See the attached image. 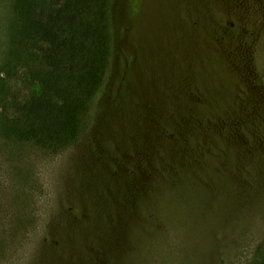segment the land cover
Wrapping results in <instances>:
<instances>
[{
	"label": "rangeland",
	"instance_id": "rangeland-1",
	"mask_svg": "<svg viewBox=\"0 0 264 264\" xmlns=\"http://www.w3.org/2000/svg\"><path fill=\"white\" fill-rule=\"evenodd\" d=\"M0 0V264H253L264 246V0H113L90 127L7 136L36 89Z\"/></svg>",
	"mask_w": 264,
	"mask_h": 264
},
{
	"label": "trees",
	"instance_id": "trees-1",
	"mask_svg": "<svg viewBox=\"0 0 264 264\" xmlns=\"http://www.w3.org/2000/svg\"><path fill=\"white\" fill-rule=\"evenodd\" d=\"M112 5L113 0H16L13 55L30 56L28 72L37 87L7 117V136L52 154L82 140L111 66ZM253 264H264V256Z\"/></svg>",
	"mask_w": 264,
	"mask_h": 264
}]
</instances>
